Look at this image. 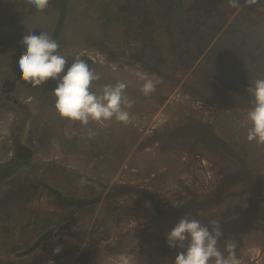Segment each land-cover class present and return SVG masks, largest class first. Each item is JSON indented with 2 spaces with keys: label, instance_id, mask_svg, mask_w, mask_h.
<instances>
[{
  "label": "flooded vegetation",
  "instance_id": "1",
  "mask_svg": "<svg viewBox=\"0 0 264 264\" xmlns=\"http://www.w3.org/2000/svg\"><path fill=\"white\" fill-rule=\"evenodd\" d=\"M0 17L40 23L39 32L50 37L63 20L58 51L69 66L83 54L100 73L92 84L97 93L105 84L124 81L126 76L112 75L118 70L160 81L149 96L140 91L141 78L131 74L133 81H126V95L135 101L132 123L112 119L82 126L57 113L56 81L33 87L21 79L16 59L0 70V116L11 118V133L28 114L25 125L34 122L31 133H38L43 115L49 118L44 133L51 142L65 135L79 138L64 143L65 151L81 150L77 140L85 151L101 136V146L109 140L119 150L124 129L129 150L118 157L122 171L116 167L120 175L117 180L108 176L109 184L69 168L63 174L53 165L58 161L45 162L32 185L40 188L49 211L34 233L46 230L26 241L10 262V252L20 247L7 251L1 244L0 264H173L182 250L170 248L166 234L182 216L205 224L217 219L225 234L232 219L241 220L230 213L255 212L257 201L264 209V145L246 139L252 107L247 86L264 77V0L254 5L238 0L236 7L227 0H50L44 11L26 7L23 0H0ZM227 45L231 51L220 52ZM53 190L97 202L59 204ZM37 213L34 209L32 217ZM0 215L1 220V210ZM22 215L25 227L30 214ZM48 232L33 252L20 255ZM255 236L258 241L253 233L244 243ZM235 252L239 264H261L264 258L255 250L246 253L245 246Z\"/></svg>",
  "mask_w": 264,
  "mask_h": 264
},
{
  "label": "clouds",
  "instance_id": "2",
  "mask_svg": "<svg viewBox=\"0 0 264 264\" xmlns=\"http://www.w3.org/2000/svg\"><path fill=\"white\" fill-rule=\"evenodd\" d=\"M229 6L236 7L238 0H227ZM258 0H246L254 5ZM26 7L44 11L50 0H23ZM24 52L19 57L18 68L21 79L33 87H42L47 81H56L52 90L55 96V109L61 118L78 121L87 126L90 121L104 122L115 119L125 125L132 123L130 109L135 101L126 95L127 83L103 85L97 93L92 90L94 81L100 79V73L90 68L88 62L78 54L69 66L68 60L58 51L60 45L56 39L45 32L29 30L22 37ZM121 65V62L114 61ZM67 70L65 71V68ZM111 68L112 65H109ZM140 91L149 96L156 91L159 80L142 76ZM247 90L251 95V109L246 114L250 126L246 129V139L264 145V77L250 80ZM88 135L95 132L89 129ZM224 234L221 222L201 220L182 216L166 234V243L178 251L173 264H239L234 239H226L224 248L218 246Z\"/></svg>",
  "mask_w": 264,
  "mask_h": 264
},
{
  "label": "rangeland",
  "instance_id": "3",
  "mask_svg": "<svg viewBox=\"0 0 264 264\" xmlns=\"http://www.w3.org/2000/svg\"><path fill=\"white\" fill-rule=\"evenodd\" d=\"M40 25V23H33L28 21L23 24H18L10 20V18L4 20L3 17H0V51H2L3 53L4 51H6L5 49H7L9 45V50H16L23 53V50L25 48L24 45L21 43L22 37L27 34L29 30H35L39 32ZM42 27H44L43 24ZM11 43L15 44L11 45ZM99 54L101 59H103V53ZM113 66L116 65L112 64V67ZM3 68L6 67H0V70H2ZM126 71L129 74L126 75L124 74V72H122V74L118 70L112 73V75L115 77H119L122 75L126 76L124 77V82H132V75L137 76V78H141L144 75L141 72H138L139 74L137 75L135 73L137 71L135 70L127 69ZM2 77L3 75H0V78ZM41 117L42 119H40V122L45 121V119H47L43 115ZM11 123V118L6 119L5 117L0 116V165L9 162L8 166L0 167V176L5 173L7 176L6 179L12 180L13 177H17L19 174L26 173L30 171V169L38 173L45 162H51L56 160L59 162L58 164L60 165L62 172L66 173V171L62 168H69L72 171L85 174L87 178L93 179V177H98L109 184L110 180L108 179V176L113 178V180H117V176L119 177L122 171V169H120V166H117L116 164L118 157L120 158L121 154L125 153L126 151H129L123 145V139L126 137L127 134L124 133L127 132V129H124L123 132L118 131L119 136L122 138L119 150L116 149V147L109 140V144L106 142L105 145L101 146V136L96 139L97 144L94 141L92 143H88V147L85 151H82L84 149V146L79 140L77 141L78 143H80L79 148L81 150L76 151V149H74L75 151H65L63 147L64 143L72 144L76 139L79 138H75V136H71V138H69L67 135H65L64 138H60V141H58L57 143H55V141L51 142V138L44 133L45 124H36L38 127V133H31L34 128V122L30 123L27 126L25 125V132L21 134V137L16 138L11 133ZM107 128L110 132L114 131V129H112V126H108ZM107 148L111 149L107 150ZM111 154H115L117 155V157H114ZM18 157L20 158V160H18ZM107 160L109 163L108 166H106ZM30 163H32V166ZM116 167L119 168V174H116ZM5 169L11 170V172L6 173L4 172ZM1 185L2 183L0 182V187ZM65 187L67 188V186ZM1 196L2 194L0 193V197ZM38 211L40 213L41 208H38ZM43 211L45 212L46 209H44ZM40 217L43 220L48 219L47 213H42ZM118 263L122 264L121 262Z\"/></svg>",
  "mask_w": 264,
  "mask_h": 264
},
{
  "label": "trees",
  "instance_id": "4",
  "mask_svg": "<svg viewBox=\"0 0 264 264\" xmlns=\"http://www.w3.org/2000/svg\"><path fill=\"white\" fill-rule=\"evenodd\" d=\"M7 43V41H6ZM9 44V43H8ZM15 43H11L13 45ZM10 46L8 45V48ZM5 49L2 53L0 51V67H7L8 65L12 64L13 60H19V54L21 53L20 51H12L9 49ZM5 69V68H3ZM96 70V69H95ZM27 118L25 119L23 117V121L21 124L17 125V128L15 130L14 127V132L12 133L16 138L21 137V134L25 132V124L27 120L30 117V114L25 115ZM49 121V118L45 119L43 124H46ZM18 133V134H17ZM18 160L20 158L18 157ZM28 164V163H27ZM32 166V163H30ZM9 165L8 163H3L0 165V167H6ZM45 165V164H44ZM43 165V166H44ZM61 173L66 174L65 172L61 171V167L59 164H53ZM63 170H67L66 168H62ZM4 172H11V170L5 169ZM8 173V174H9ZM38 173L34 172L32 169L26 173L19 174L17 177H13V179H6L7 176L6 174H2L0 176V182L2 183L0 187V193L2 196L0 197V203H3L2 205L0 204V210L4 215V218L0 220V224H2V231L5 232L4 235H0V246L1 244L4 245V249L12 250L14 245L19 246L20 248L17 250H12L9 255H11L8 260L9 262L11 259H14L16 257V251L21 250L22 247L26 244V241H32V236L34 234L42 233L46 230V228H42L41 231L37 230L36 228L34 229L35 225L40 226L43 222L47 220H43L40 215L42 213H48L49 211L46 210L45 212L43 211L46 207H44L45 203L42 202L40 199L41 196L39 194L40 188L38 186L32 185V183L35 184V176ZM6 180H4V179ZM4 180V181H3ZM4 190V191H3ZM3 206V207H2ZM38 207L41 208V212L39 213ZM38 211V214L35 215V217H32L33 211ZM3 210H6L7 212H11V214H6L3 212ZM16 213V214H15ZM22 213H27L30 214L28 216L30 224L25 226L22 224V221L20 220L19 216L22 215ZM40 214V215H39ZM1 216V215H0ZM22 216H25L23 214ZM34 218H37L35 220ZM6 239V242L4 241ZM15 239V240H14ZM25 243V244H24ZM22 246V247H21ZM2 253H0L1 255ZM8 255V256H9ZM19 261V260H18Z\"/></svg>",
  "mask_w": 264,
  "mask_h": 264
},
{
  "label": "water",
  "instance_id": "5",
  "mask_svg": "<svg viewBox=\"0 0 264 264\" xmlns=\"http://www.w3.org/2000/svg\"><path fill=\"white\" fill-rule=\"evenodd\" d=\"M62 23H63V20L58 22L56 26V30L54 31V33H52L51 38L56 39V40L58 39L60 32L62 30ZM221 44H223V41ZM225 47H226L225 50H221L220 52L224 51V53H229L231 51L230 49H232V47H230L229 45ZM182 136L184 138L187 136H190V137H194L195 139L200 137L199 134L192 136V135H186V133H183L181 137ZM175 138H180V137L176 136ZM52 192L56 194V196L58 197L59 204H65L67 206H69L70 204H73V205H76L77 207H84V206L97 202L96 199H93V200L75 199L69 196L60 195V193L55 190H53ZM254 204H255V207L257 208L255 212L243 211L240 214H238V212L236 214L230 213V215L238 216V218L241 220H235V219L231 220L229 228L225 230L226 231L225 235H222L220 238V242L218 246L221 248V250H223L224 248V243L226 239H234L237 245L236 249L245 246L246 253H250L252 250H255L259 254L264 253V209L259 205V201H257ZM241 222L243 224L239 226ZM253 233H258L259 240L257 241L256 239L257 237L255 236L253 240H250L247 243H244L246 236H248L249 234H253ZM49 236H50V232H48L46 235L41 236L33 247L21 252L20 255H25V254L33 252L36 249V247L42 241L46 240ZM260 238L262 239V241H260ZM246 264H248V262H246ZM261 264H264V258Z\"/></svg>",
  "mask_w": 264,
  "mask_h": 264
}]
</instances>
